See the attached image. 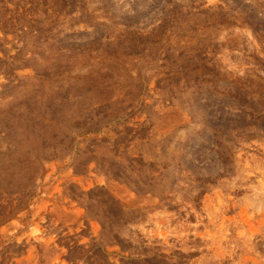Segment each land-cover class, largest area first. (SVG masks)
Here are the masks:
<instances>
[{
  "label": "rangeland",
  "instance_id": "rangeland-1",
  "mask_svg": "<svg viewBox=\"0 0 264 264\" xmlns=\"http://www.w3.org/2000/svg\"><path fill=\"white\" fill-rule=\"evenodd\" d=\"M0 264H264V0H0Z\"/></svg>",
  "mask_w": 264,
  "mask_h": 264
}]
</instances>
